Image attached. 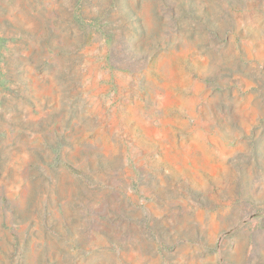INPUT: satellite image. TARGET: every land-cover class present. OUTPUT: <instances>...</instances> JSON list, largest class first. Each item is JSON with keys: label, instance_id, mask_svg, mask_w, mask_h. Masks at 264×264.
<instances>
[{"label": "rangeland", "instance_id": "374dc122", "mask_svg": "<svg viewBox=\"0 0 264 264\" xmlns=\"http://www.w3.org/2000/svg\"><path fill=\"white\" fill-rule=\"evenodd\" d=\"M0 264H264V0H0Z\"/></svg>", "mask_w": 264, "mask_h": 264}]
</instances>
